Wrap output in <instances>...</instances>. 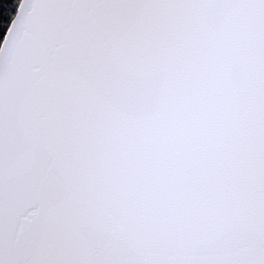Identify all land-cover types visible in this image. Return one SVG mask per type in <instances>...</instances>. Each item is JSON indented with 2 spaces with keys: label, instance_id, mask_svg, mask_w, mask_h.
<instances>
[{
  "label": "snow or ice",
  "instance_id": "6c2138e0",
  "mask_svg": "<svg viewBox=\"0 0 264 264\" xmlns=\"http://www.w3.org/2000/svg\"><path fill=\"white\" fill-rule=\"evenodd\" d=\"M0 264H264V0H0Z\"/></svg>",
  "mask_w": 264,
  "mask_h": 264
},
{
  "label": "trees",
  "instance_id": "16d2710c",
  "mask_svg": "<svg viewBox=\"0 0 264 264\" xmlns=\"http://www.w3.org/2000/svg\"><path fill=\"white\" fill-rule=\"evenodd\" d=\"M2 38H3V37H2V33H0V40H2Z\"/></svg>",
  "mask_w": 264,
  "mask_h": 264
}]
</instances>
